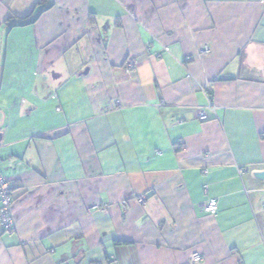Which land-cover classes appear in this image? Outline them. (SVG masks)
<instances>
[{
    "label": "crops",
    "instance_id": "0c3cea01",
    "mask_svg": "<svg viewBox=\"0 0 264 264\" xmlns=\"http://www.w3.org/2000/svg\"><path fill=\"white\" fill-rule=\"evenodd\" d=\"M37 1L0 0V264H264V0Z\"/></svg>",
    "mask_w": 264,
    "mask_h": 264
},
{
    "label": "built area",
    "instance_id": "2783aa9c",
    "mask_svg": "<svg viewBox=\"0 0 264 264\" xmlns=\"http://www.w3.org/2000/svg\"><path fill=\"white\" fill-rule=\"evenodd\" d=\"M210 47L205 45L202 49V53H209ZM136 64L134 58H129L125 62V67L129 70L133 69ZM204 92H208V90L204 87ZM208 103L206 106L200 108L197 112V118L200 121H204L207 119V110L214 111L215 105L210 97H207ZM119 105V102L117 103ZM264 135V134H263ZM145 197L141 195L138 198V201L144 203ZM12 203H13V195H12V185L10 180L2 173L0 166V225L5 233H11L14 231V220L12 215ZM106 204H102L96 202L93 204L91 208L105 209ZM202 207L205 212L215 215L217 213V200L215 198H210L207 201L202 203ZM190 263L193 264L203 259V255L199 252H193L190 254Z\"/></svg>",
    "mask_w": 264,
    "mask_h": 264
},
{
    "label": "trees",
    "instance_id": "16d2710c",
    "mask_svg": "<svg viewBox=\"0 0 264 264\" xmlns=\"http://www.w3.org/2000/svg\"><path fill=\"white\" fill-rule=\"evenodd\" d=\"M44 1H45V0H38L36 5H37V6H38V5H43ZM43 9H44V7H43L42 9L38 10V11L33 10V11H32L28 16H26V17H23V18H16V19H14V21L10 24V26H13V25L28 24V23L33 22V21L39 16V14L43 11ZM12 18H13V17H9V18L7 19V21H8V22H9V21H12V20H11ZM209 214H210V213H209Z\"/></svg>",
    "mask_w": 264,
    "mask_h": 264
},
{
    "label": "water",
    "instance_id": "95a60500",
    "mask_svg": "<svg viewBox=\"0 0 264 264\" xmlns=\"http://www.w3.org/2000/svg\"><path fill=\"white\" fill-rule=\"evenodd\" d=\"M255 176L260 178V179H264V171L256 172Z\"/></svg>",
    "mask_w": 264,
    "mask_h": 264
}]
</instances>
